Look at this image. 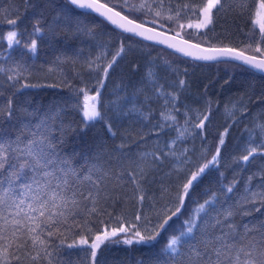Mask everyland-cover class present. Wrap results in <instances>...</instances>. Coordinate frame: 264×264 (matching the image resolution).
<instances>
[{
  "label": "snow or ice",
  "instance_id": "snow-or-ice-1",
  "mask_svg": "<svg viewBox=\"0 0 264 264\" xmlns=\"http://www.w3.org/2000/svg\"><path fill=\"white\" fill-rule=\"evenodd\" d=\"M226 11L243 18L247 43H213L209 26ZM87 16L104 31L85 28L81 17ZM81 33L96 41L95 56L85 57L83 47L69 43ZM113 34L119 46L109 60L108 46L97 36L107 35L112 42ZM42 46L59 53L49 73L63 75V63L75 65L84 57L95 85L90 88L79 72L82 86L66 77L62 81L78 98L82 113L83 127L72 131L79 135L103 122L113 142L122 141L107 159L104 145L91 154L69 149L64 121L55 111L29 112L32 90L60 86L27 82L32 74L28 61L38 57ZM157 46L192 64L225 65V75L234 67L260 73L264 81V0H24V12L11 0H0V264H71L65 258L73 252L87 264H108L101 257L114 244L145 245L147 264H264V165L255 171L247 166L257 156L264 159V83L259 92L247 94V103H239V119L252 115L253 108L260 110L255 119L261 140H249L246 154L236 161L239 173L226 183L215 166L229 128L215 135L209 131L211 100L205 101L206 112L181 100L185 79L165 89L155 61L148 60L132 97L105 101L103 89L119 60L128 54L150 56L145 50ZM164 63L180 75L173 62ZM138 68L132 61L131 70ZM140 95L144 100L137 103ZM153 101H162L158 117ZM104 109L112 110L115 119L106 117ZM226 115L239 123L234 111L226 108ZM125 119L128 127L122 128ZM132 130L145 146L135 158L124 143ZM197 137L203 163L192 158L195 144L187 146L188 139ZM165 166V175L175 181L174 198L168 195L171 185H161L159 196L149 187L154 182L148 180L150 173ZM210 171L219 172L215 188L205 187L192 199L191 190ZM190 199L194 207L189 209Z\"/></svg>",
  "mask_w": 264,
  "mask_h": 264
},
{
  "label": "rangeland",
  "instance_id": "rangeland-1",
  "mask_svg": "<svg viewBox=\"0 0 264 264\" xmlns=\"http://www.w3.org/2000/svg\"><path fill=\"white\" fill-rule=\"evenodd\" d=\"M9 0H4V3L7 4ZM12 3L19 5L20 11L24 12V0H11ZM84 24L83 26L85 28H90V23H92V20L90 16L87 17H81ZM103 31L99 32L98 34L102 33ZM114 37V35H113ZM97 40L104 42L108 46V59H111L112 54L115 52V46L112 42H109V37L107 35H98ZM84 41L83 44L80 42ZM69 43L75 44L77 47H83L85 49V57L90 53L92 56L96 55V49L92 47L96 41L92 40L89 36L86 34L81 33L77 40H69ZM147 52V50H145ZM59 53L55 51L54 57L51 58L49 61H47L45 64L42 65V68L37 67L36 65L29 64V68L31 71V76L28 79V83H41V84H59L64 85L62 83L63 79L66 77L72 84H73V78L72 73L76 76V73L79 72L84 80L88 83V85H94L95 80L91 79L86 70V66L82 63L84 57L81 58V62L76 63L75 65L71 63H63L61 65V68L63 70V75H61V72L59 70L54 71L52 73L48 72V68L52 66V61L55 60L56 56ZM148 60H154L155 61V70L158 72L160 77L161 84L164 85L165 89L171 91L172 88H169V85H172L173 82H177L179 79H185L187 82V89L186 91L181 94V100L185 103H189L192 105V107L198 108L201 112H205V106H206V99H205V82L209 78L207 77L206 80L203 81V78L208 76V69L205 67H197V70L195 72H188L187 76L183 75L184 68L172 64V68H178L180 75L178 76L176 73L170 71L168 67L163 64L162 62L158 61L154 56L150 55H133L128 54L124 57V59L119 60V63L115 66L114 71H111L110 77L107 79L106 84L107 87L103 89L104 93V99L105 101H110L113 99H116L117 96L123 97L127 95L128 97H132L133 92L136 90L137 87L141 85V78L144 76V74L147 71V68L145 67L146 62ZM136 61L139 65V68L137 71L133 72L131 70V62ZM244 78V77H243ZM79 80V78H77ZM230 79V78H229ZM242 78H232L231 80H228V78L221 79L217 83H213L208 88V94L212 98V100L216 101L218 103V111H217V120L219 124L223 128H228V126L231 124V128L229 129V133L227 134V137H225L226 140V146L229 144L232 145H238L237 147V154L238 156L232 159V162L229 163L230 167L236 171L239 172V169L236 168V161L239 159L241 155L246 154L245 149L248 146V142L250 139L255 140L256 143H259L261 140V134L259 132V129L256 127V124L260 121L255 119L257 114L259 113L258 108L252 109V115L244 114L243 119H239L241 116V109L239 107V103L241 99L245 103H247L248 95L253 90H258V83H254V81H251V83H245L244 85L241 81ZM225 80H228L229 83L225 84ZM80 81V80H79ZM260 83V82H259ZM178 83L175 84V88H178ZM261 87V86H260ZM149 94L151 92L149 91ZM195 97H199V102L194 103L193 99ZM77 97L72 96H59L57 97L53 103L55 106V109L60 110L66 107V104L71 106H76L77 104ZM144 100V96L140 95L137 103H140ZM162 104V101H153L151 104V108L154 109V116H159V109L160 105ZM235 105V107H234ZM126 107H130V105H127ZM226 108L229 111H234L236 113V118L239 119V123H233L231 119L227 118L226 115ZM249 108H252V105H249ZM147 110V108L145 109ZM111 111V118L115 119V114L112 110ZM181 123H183V120L181 118ZM129 121L127 119L123 120L121 122L122 128L128 127ZM138 130V129H137ZM251 134V135H250ZM119 135V133H118ZM172 136H175V132L171 133ZM233 135V136H231ZM103 136V133L101 131H98V137ZM105 139V138H104ZM138 138L135 136V130H132V135L128 137L124 141L126 144V151L128 149H131V152L129 155L133 158L136 157V154L144 151L145 146L142 144H139L137 142ZM122 141L120 139H117L116 145H119ZM193 144H195L197 151L193 153L192 158L194 161H199L200 156V145L201 140L199 137H197L194 141L192 139H188L187 146L191 147ZM107 145V144H106ZM114 147V146H113ZM106 148L104 150L105 156L104 159H107V154L112 152V149ZM227 155L225 152H223L222 158L226 159ZM113 163H115L113 161ZM142 166H146L147 162H141ZM264 165V159H261L259 156L256 157V159L248 166L250 171H255L260 166ZM167 166L164 167L163 171H153L150 174L152 175L151 178L148 176L149 181H155L159 179H163L168 177L165 175L167 172ZM154 174H157L156 177H154ZM242 183V181H241ZM154 182L152 183V185ZM128 188H131V185L128 186ZM159 188H161V185H159ZM152 189V188H151ZM71 260V264H87V262L82 261L80 254H77L73 252L70 257L65 258Z\"/></svg>",
  "mask_w": 264,
  "mask_h": 264
},
{
  "label": "trees",
  "instance_id": "trees-1",
  "mask_svg": "<svg viewBox=\"0 0 264 264\" xmlns=\"http://www.w3.org/2000/svg\"><path fill=\"white\" fill-rule=\"evenodd\" d=\"M140 0H129V3H139ZM231 2V0H228ZM92 23H90V28H93L97 33L104 31L103 25L95 27L93 17H91ZM209 28L214 30L215 36L213 38V32H209V37L213 38V43H216L218 40H223L225 44H233L237 46H241L244 43H247V36L246 33L248 32V26L244 23L243 18L237 16L235 11H226L221 13L219 17L215 20L214 25H210ZM243 29V31H241ZM5 30L6 26H5ZM190 31V30H189ZM206 31V30H201ZM112 38L113 44L116 48L119 46L118 41H116L115 34ZM63 36V34H61ZM195 42V41H194ZM129 42L125 41L127 45ZM6 47V45H5ZM147 50V49H146ZM2 51V50H0ZM151 52V55L154 56L158 61L162 62L169 61L173 62L172 64L179 65L184 69L187 68L188 72H195L197 67H205L208 69L209 73L208 76L203 78V81L206 80L208 77L209 79L206 80L205 85L210 87L214 82L217 83L221 79L228 78L231 80L232 78H242L241 82L244 85L245 83H258V90L259 92L260 86L264 81L261 79V74L252 73L249 71H244L240 68L229 67L227 75H225L224 69L225 65H198L192 64L190 60L180 57L178 55H172L170 51L165 50L164 48L157 46L156 48L147 50ZM55 51L47 46H42L39 51L38 57L33 61L29 60L28 64L36 65L37 67L42 68V65L49 61L51 58L54 57ZM0 59H3L2 54H0ZM73 84L76 86H82L80 81L77 77L72 73ZM244 77V78H243ZM230 78V79H229ZM260 82V83H259ZM41 84V83H40ZM48 85V84H42ZM95 85V84H94ZM94 85H89V87H93ZM207 88V92H208ZM205 92V87H204ZM205 92V99L212 101V121L209 125V131L215 135L218 132L224 130V128L219 124L217 120V111H218V103L209 96V94ZM59 96H72L76 98V95L69 91L67 87L64 85H60L59 87H43L39 89H34L30 93L31 103L28 105L29 112L33 110H38V114L43 115L44 113L49 112V110H53L59 114L60 118L64 121V127L66 129V139L68 142L69 149L76 148L78 151H85L86 153H95L97 151L98 145H104V150L106 148L111 149L117 143V139L113 142L110 138V135L106 132L103 122H97L94 126L88 127L82 134H77L76 132L72 131V129H79L83 127L82 123V113L80 107L78 105L71 106L66 104V107L60 110L55 109L53 101ZM82 99V97L80 98ZM253 101L255 102L257 98L254 96ZM105 116L111 118V111L110 109H104ZM207 111V106H205V112ZM71 125V128L68 126ZM231 128V124L228 126ZM98 131L103 133V136L98 137ZM229 133V132H228ZM233 136V135H231ZM227 137V135H226ZM105 138V139H104ZM212 137L209 136V140ZM226 141V140H225ZM107 144V145H106ZM237 145L230 146L229 144L225 143V146L221 149V157L218 164L215 167L219 168V172H223L224 175L227 177L226 183L233 179L234 174L239 172L234 171L230 164L232 159L234 160L235 157L238 156L237 152ZM105 152V151H104ZM223 152L227 155L226 159L222 158ZM106 153V152H105ZM210 159V154L208 156ZM203 159L199 161V163H203ZM229 162V163H228ZM219 172L210 171L206 175L203 176V179L196 184L195 188L192 191V199L197 198L198 193H200L205 187H212L215 188V185L212 183L216 178L219 177ZM151 174L149 177L151 178ZM157 174H154L156 177ZM239 178V177H237ZM175 181L169 180V177L163 178L154 181L149 185L153 191L156 192L157 196H159L161 188L159 185L170 186V192L168 193L169 198H174L175 195ZM194 205L192 204V200H188V208H192ZM122 238V237H121ZM107 258L108 264H147L149 259V249L145 245H123V244H114L109 245V249L105 252L104 257L102 259Z\"/></svg>",
  "mask_w": 264,
  "mask_h": 264
},
{
  "label": "water",
  "instance_id": "water-1",
  "mask_svg": "<svg viewBox=\"0 0 264 264\" xmlns=\"http://www.w3.org/2000/svg\"><path fill=\"white\" fill-rule=\"evenodd\" d=\"M160 47L164 48V46H160ZM164 49H165V48H164ZM168 51H170V52H171V50H168ZM176 55H178V56L182 57L180 54H176ZM185 59H186V58H185ZM188 60H190V59H188ZM258 74H260V73H258Z\"/></svg>",
  "mask_w": 264,
  "mask_h": 264
}]
</instances>
